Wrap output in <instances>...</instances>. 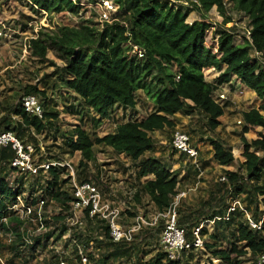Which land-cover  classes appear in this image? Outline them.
Listing matches in <instances>:
<instances>
[{
    "label": "trees",
    "instance_id": "1",
    "mask_svg": "<svg viewBox=\"0 0 264 264\" xmlns=\"http://www.w3.org/2000/svg\"><path fill=\"white\" fill-rule=\"evenodd\" d=\"M109 1L118 6L113 16L116 21L105 24L102 29L90 21H81L73 27H61L51 37L42 35V38L31 41L30 52L35 58L44 60L48 52L53 51L56 59L64 64L60 71L67 90L79 99L84 108L91 109L98 117L91 119L92 128H98L103 120L109 119L115 106L134 109L138 91L145 94L155 109L142 121L118 125L113 133L102 138L76 127L66 139L69 153H80L79 167L84 169L94 160L93 148L96 145H103L115 154L137 163L138 180L153 177L142 184L140 192L149 198L157 213H164L178 193L179 180L160 161L152 157L143 158L154 150L150 134L166 128L173 129L171 119L176 114L184 117L200 116L209 131L214 132L220 125L223 107L214 102L213 95L218 87L229 84L234 77L262 102L259 108L242 113V147L237 160L241 163L240 169L244 175L240 169L225 172L226 182H221L225 188L223 194L232 197L245 195L242 203L246 206L243 210L235 208L228 214V220L224 221L222 218L229 206L222 202L223 197L216 202L212 194L204 203L206 212L177 208V225L184 230L186 241L191 242L195 228L206 221L213 222L212 233H208L206 228L200 231L201 238L207 237L210 241H204V248L210 258L221 264H240L242 258L248 257L249 261L256 263L258 257L264 255V221L261 219L264 211H259V205L264 209V116L261 114L264 111V64L253 57V52L264 57V0H196L206 13L214 8L224 18L225 25L231 22L227 16L228 7L249 20V40L245 37L241 44H236L231 30L218 31L215 49L206 46V35L211 24L204 17L188 24L186 18L191 11L184 13L170 5V2L176 0ZM29 2L36 10L47 14L65 11L77 14L80 9L78 0ZM88 3L95 5L97 0H88ZM134 48L142 53V58L137 57ZM209 70L219 72L214 83L205 81L204 77ZM24 96L44 98L45 94L36 87H27ZM12 118L16 120L11 121ZM57 120L58 113L50 110L47 102L42 104L41 118L28 115L19 104L12 112L7 111L6 117L1 118L0 136L10 134L26 148L36 144L32 134L41 135ZM246 134L254 135V140L248 141ZM210 144L213 160L218 165L233 164L230 149L219 141L212 140ZM15 160H18V155L11 143L0 146V234L10 235L6 241L7 246H2L0 239L1 261L4 264H82L76 250L75 262L67 259L59 262L58 257L54 256L51 260L55 261L47 263L45 258L40 259L39 254V249L44 250L47 246L46 237L43 242L25 237V221L11 209L21 195L18 189L14 191L8 183L11 173L17 170L12 167ZM42 170L38 169L39 175ZM46 171L48 178L41 189L43 196L67 210V204L77 200L67 197L61 189V176L65 168L49 165ZM33 174L36 175L37 171ZM25 183L28 182H20L18 188ZM86 183H89L87 179L79 181V185ZM221 190L219 188L216 193ZM135 197L138 198V194ZM37 203V200H33L31 206ZM90 210V207L84 210L88 227H92L93 218H97L89 216ZM247 213L253 215L252 221L255 223L262 220L260 231L249 227ZM59 221L64 219L57 216L50 222ZM97 223L101 224L102 240L95 238L94 232L88 234L85 246L89 248L92 244L94 252L84 256L85 264L131 262L135 250H138L135 243L141 240L144 232L125 235L114 242L107 223ZM40 226L48 228L49 221H41ZM161 229L162 226L157 229L158 233H161ZM80 238L76 236L75 242L80 243ZM146 238L151 239L152 236ZM223 241L227 242V248L222 246ZM139 244L142 245V242ZM145 247H148V243ZM192 251L183 252L180 256L189 252L188 259L193 261ZM147 254L140 249L137 258ZM180 256L170 262L159 251L150 264H181Z\"/></svg>",
    "mask_w": 264,
    "mask_h": 264
},
{
    "label": "rangeland",
    "instance_id": "2",
    "mask_svg": "<svg viewBox=\"0 0 264 264\" xmlns=\"http://www.w3.org/2000/svg\"><path fill=\"white\" fill-rule=\"evenodd\" d=\"M195 1L176 0L170 2V5L184 13L191 11L186 18L188 24L200 20L201 17L211 24L206 35V46L215 49L218 31L231 30L236 44H241L247 37L249 20L245 15L236 13L228 7L227 16L231 22L225 25L224 18L220 17L214 8L206 13L199 4L194 3ZM77 5L80 8L77 14L67 11L60 14H47L36 10L34 6L27 3V0H0V121L1 118L6 117L7 111L12 112L19 105L27 87H36L45 94V100L43 97H36L41 110L42 104L47 102L49 109L58 113V120L52 123L51 128L45 130L41 135L32 134L36 144L23 148L19 142H16L18 161L14 168L17 170L11 173L8 183L14 191L18 189L21 195L17 198L16 205L11 209L25 221L23 230L27 232L25 234L27 239H40L43 242L46 237L47 246L44 250L39 249V254L40 259L45 258L47 263L54 262L55 260H51L54 256L58 257L59 262L64 259L75 262L74 251L76 250L78 256L81 257V263L85 264L84 256L94 252L92 244L89 248L85 246L86 237L89 233L94 232L93 236L102 240L100 238L101 224H98L97 221H105L109 227V223L113 220L122 235L130 234L132 236L139 231L144 232L141 240L138 239V243H135L138 250H135L132 261L116 264H150L156 253L159 252L160 232L158 233L157 229L160 226L163 229L164 225V220L158 217L149 198L140 192L142 184L153 177L149 176L138 180L137 163L131 162L123 155L115 154L103 145L94 146V160L87 164L86 169L81 168L79 167L80 153L70 154L65 143L68 135L76 127L102 138L113 133L118 125L127 122H140L154 112L153 103L142 91H138L135 95L134 109L115 106L109 119L103 120L102 125L98 128H92L91 119H98V117L91 109L84 108L79 99L67 90L64 76L60 71L64 64L56 59L55 53L49 51L45 59L40 60L32 56L29 50H25L27 39L42 38V35L51 37L61 27H73L81 21H90L102 29L105 24L116 21L111 16L108 22H101L99 8L96 4L88 3V0H78ZM257 59L264 64V57ZM218 76L219 72L209 70L204 78L206 82L214 83ZM230 82V84L218 87L217 92L213 95V99L220 93H224L226 96L225 101L218 103L223 107V116L219 119L220 125L214 132L209 131L205 120L200 116L184 117L176 114L171 119L174 125L173 129L166 128L163 131L150 134L154 150L143 158L152 157L160 161L172 175L178 178V193L185 194L178 202V209L182 207L183 209L190 208L193 211L206 212L204 203L212 194L216 197V202L223 197L222 202L229 207L234 202L239 203L237 208L241 210L246 206L242 203L245 195L232 197L229 194H223L225 188L219 179L225 176V172H236L240 169L241 163L237 159L242 147L240 139L243 125L242 113L259 108L262 102L256 98L253 92L239 84L234 77ZM261 114L264 116V111ZM14 120L16 119L12 118L11 121ZM176 131L183 132L190 137L191 145L198 149L196 160L188 159V157L173 151L171 141ZM245 138L252 141L254 135L246 134ZM212 140L219 141L231 150L234 158L231 166H220L213 160V148L210 144ZM49 165L65 168L66 171L61 176L63 182L61 189L69 198L75 199V190L80 187L79 181L82 179H87L96 188L98 213L96 212V215L93 216L97 218H93L92 227L87 226L88 223L84 217L85 206L77 207L74 203L69 202L66 210L60 208L58 203L43 196L41 189L45 179L48 178L44 167ZM38 169H43L40 175ZM33 170L37 171L36 175L33 174ZM241 172L244 175V171L241 170ZM25 181L28 183L18 188L20 182L24 183ZM219 188L222 190L220 193H216ZM230 190L229 188V192H231ZM136 194H138V198L135 197ZM80 196L86 201L89 195L87 192H81ZM33 200H37L38 203L31 206ZM259 211H264L261 205H259ZM112 213H115L116 216L113 217ZM57 216L64 221L50 222ZM252 216L250 213L246 214V217L251 219ZM261 219L264 221V216ZM261 219L260 221H262ZM41 221H49V227L40 226ZM212 225L206 226L208 233H212ZM76 236L82 238L80 243L75 242ZM148 236H152V238L145 239ZM9 238V234H0L2 246H7L6 241ZM204 241L210 242L207 237ZM141 242L142 245L139 244ZM146 243H148V247H145ZM222 246L227 248V242L223 241ZM140 249L148 254L146 256L139 255L137 258ZM192 253L194 260L188 259V252L184 256H180L181 264H221L210 258L205 248L200 251H192ZM0 264H4L1 259ZM60 264L62 263L60 262ZM240 264L255 263L245 257L241 259Z\"/></svg>",
    "mask_w": 264,
    "mask_h": 264
},
{
    "label": "built area",
    "instance_id": "3",
    "mask_svg": "<svg viewBox=\"0 0 264 264\" xmlns=\"http://www.w3.org/2000/svg\"><path fill=\"white\" fill-rule=\"evenodd\" d=\"M27 3L31 5L29 0H27ZM194 3L197 4L196 1ZM96 5L99 8V18L101 22H108L110 17L114 16L118 11V6L109 0H99L96 3ZM246 38L247 40H249V33H247ZM36 39L37 37L33 39H27L28 43L27 45H25V50L30 51L31 41ZM134 52L137 53L138 58L143 57L142 53L140 51H137L136 48H134ZM253 57L259 58L260 54L253 52ZM213 100L216 104H218L219 102L225 101L226 96L224 93H220L217 96H215V99ZM19 104L21 109H23L24 112L27 113L28 115L41 118L42 110L38 105L37 100L34 96H23ZM8 142L11 143L12 148L17 152L18 142L10 134L0 136V146H5L6 143ZM171 147L173 151L179 153L180 155H185L186 157H188V159L196 160L198 157V149L191 145L190 137L183 132L176 131L174 133L171 141ZM17 161L18 160L12 162V167H14ZM44 168L47 170L48 166ZM32 172L35 173L36 170H33ZM219 180L220 182H226L225 176L221 177ZM81 192L88 193L89 196L86 201L80 196ZM75 195H76L75 199L77 200L74 203L75 206L77 207L85 206V208L90 207L91 210L89 216L93 217L94 215H96V212L98 211V199H97L96 188L94 186H92L90 183L80 185V187L75 190L74 196ZM184 196H185L184 193H180V194L177 193L173 198L171 206L164 213H158V217L164 220L163 229L159 235V251L163 253L165 255V258L170 262L176 261L183 252H187L190 250L193 251L202 250L204 248V238H201L200 231L203 228H206L208 224L210 225L213 224V222H208V221L200 224L197 228L193 230L192 233L193 240L191 242H187L185 239L184 230L179 228L177 225V213H176L178 202ZM237 207H239V203L234 202L233 205L229 207L225 217L222 219L224 221H227L228 214L233 212ZM112 216L115 217L116 214L112 213ZM247 221L249 227L252 230H256V231L261 230L262 221H259V223H255L249 217H247ZM109 230H110V237L114 242H118L125 235H129V234L122 235L119 227L116 226L113 220L109 223ZM255 264H264V255L259 256Z\"/></svg>",
    "mask_w": 264,
    "mask_h": 264
}]
</instances>
